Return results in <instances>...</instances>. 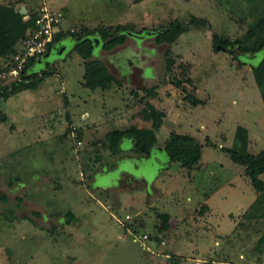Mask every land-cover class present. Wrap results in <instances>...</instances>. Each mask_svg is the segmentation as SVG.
<instances>
[{
  "label": "rangeland",
  "instance_id": "1",
  "mask_svg": "<svg viewBox=\"0 0 264 264\" xmlns=\"http://www.w3.org/2000/svg\"><path fill=\"white\" fill-rule=\"evenodd\" d=\"M43 4L63 15L61 41L100 31L108 38L93 36L97 43L89 57L83 56L86 45L65 43L62 56L30 67L35 77L24 86L7 75L15 55L0 58V264H264V252L257 249L264 235V191L256 192L245 168L225 153L243 149L258 156L264 150V34L259 31L264 0L0 3L23 17ZM176 29L181 33L172 42L156 41L158 33ZM120 35L123 44L102 48ZM215 36L228 46L215 45ZM92 61L103 63L111 79L107 87L87 86L85 64ZM38 81L35 90L23 89ZM16 90L21 91L12 95ZM192 99L201 104L194 106ZM85 112L89 118L83 120ZM99 124L104 126L92 137L96 142L88 135L83 140V129ZM154 124L159 130L147 156L135 147L130 129L154 131ZM115 130L128 131L119 151L104 140ZM171 133L201 145V159L192 169L163 156ZM115 156L132 176L110 174L96 183L111 186L112 195L120 192L121 207L112 211L107 209L112 201L100 204L97 199L104 196L90 188L92 179L116 166ZM126 159H134L136 167ZM63 167L67 180L55 190ZM259 178L264 183V175ZM160 190L166 194L157 199ZM69 212L79 227L67 219ZM158 212L181 221L177 233L173 226L168 232V221L167 231L160 232L164 222ZM123 235L128 237L118 239Z\"/></svg>",
  "mask_w": 264,
  "mask_h": 264
},
{
  "label": "trees",
  "instance_id": "2",
  "mask_svg": "<svg viewBox=\"0 0 264 264\" xmlns=\"http://www.w3.org/2000/svg\"><path fill=\"white\" fill-rule=\"evenodd\" d=\"M34 18L35 12L29 15V19L27 21H24V17L20 13L15 12L13 8L0 5V58L6 56L8 53L15 55L18 52V48L20 47V40L24 37L27 29L32 25ZM118 30H120V28H118ZM259 31L264 34V23L260 25ZM180 33L181 31L179 29H176L175 33L170 30H163V32L158 33L155 38L158 43L172 42L173 39L176 38ZM96 34L100 38V40L108 38L107 32L100 31L99 33H91L85 38H77L76 40L70 37V40L74 43L80 42V45H86L87 51L83 56L89 57L92 54L93 49H95L94 40L92 39V37ZM62 36L63 34L61 33H58L54 36V45L62 42ZM124 39V35H120L119 37L115 38H109V40L102 46V48L104 50H111L112 48L123 44ZM214 41L215 45L220 44L224 47L228 46V42L221 40V38L218 36L214 37ZM240 47L243 48L241 44ZM51 49L52 47H50L48 50ZM259 55L262 56V53ZM37 62L38 60H31L27 64L25 71L21 75V81L17 82V85L24 86L28 80L35 77V74L30 67L36 66ZM169 65H171V63ZM27 69L28 72H26ZM84 78L87 81V86L91 89H95L98 87L105 88L111 82V79L107 75V71L103 63L100 61H92L85 64ZM39 82L40 81H38V83L34 84L31 87L25 86V88L23 89H36ZM256 82L260 87L261 82L258 77L256 78ZM21 90L14 91L12 95L17 94ZM9 96L10 95L7 93H4L3 95L4 99H8ZM192 104L194 106H197L198 104H201V102L197 99H192ZM130 130H132L131 132H133L136 139L135 147L143 149L144 151H146L147 156H149L156 141L155 131L159 130L157 124H154V131L152 129L141 133L138 132L135 128H131ZM127 134L128 131L118 130L107 134L106 139L110 149L113 151L121 150V146L123 145L124 140H126ZM225 153L229 156L230 160L234 164L240 165L241 167L245 168V175L249 178L253 189L258 193L263 192L264 183L262 180H260L259 176L264 175V150H262L258 156H253L245 152V150L243 149H226ZM162 154L163 156H165L168 163H178L182 168L192 169L199 163L202 155V149L201 145L193 137L171 133L168 140L165 142ZM2 200L5 201V198L2 197ZM159 218L164 222V226L162 227V229H160V232L167 231V221L169 218L168 215L161 214L159 215ZM257 249L260 253L264 252V235L259 239Z\"/></svg>",
  "mask_w": 264,
  "mask_h": 264
},
{
  "label": "built area",
  "instance_id": "3",
  "mask_svg": "<svg viewBox=\"0 0 264 264\" xmlns=\"http://www.w3.org/2000/svg\"><path fill=\"white\" fill-rule=\"evenodd\" d=\"M28 19L29 16L24 17V21ZM63 19L61 12L51 11L44 4L35 10L33 23L20 40V48L14 56L15 65L9 68L8 76L12 77L14 81L20 82L27 64L31 60H39L49 51L50 47L53 49L56 46L54 45V36L60 32L59 28ZM71 138L76 139L74 132L71 133ZM125 219L128 220L129 216H126ZM141 238L147 240L148 236L143 235Z\"/></svg>",
  "mask_w": 264,
  "mask_h": 264
},
{
  "label": "crops",
  "instance_id": "4",
  "mask_svg": "<svg viewBox=\"0 0 264 264\" xmlns=\"http://www.w3.org/2000/svg\"><path fill=\"white\" fill-rule=\"evenodd\" d=\"M2 1H4V0H0V3L2 2ZM124 65H128V63H124ZM145 76V75H144ZM146 78V77H145ZM39 87V86H38ZM33 90H35V89H33ZM15 95V94H14ZM81 118L83 119V120H86V119H88L89 118V114L87 113V112H85V113H83L82 115H81ZM103 121V120H102ZM103 127L104 125H101V124H99L98 126L96 125V126H89V125H87L86 127H85V129H83V131H82V134H83V136H82V138H83V140H84V137H86V135H88V141H90V142H92L91 144H93L94 142H96V140H94V138L92 139V137H94V136H97V135H99L98 133H99V129H100V127ZM76 129V128H75ZM101 130H104V129H101ZM118 131H120V130H118ZM72 133V132H71ZM75 134V133H74ZM92 134V135H91ZM108 133H106L105 135H104V137L107 135ZM106 138V137H105ZM104 138V140L107 142V139H105ZM83 140H82V142H83ZM93 140H94V142H93ZM88 144L90 145V143L88 142ZM80 145H82V143L80 142ZM79 146V145H78ZM91 149V148H90ZM90 149H86V150H90ZM110 149V148H109ZM111 150V149H110ZM113 151V150H112ZM75 155H76V153H75ZM77 156V155H76ZM114 158H117V156H115V157H112V160L114 159ZM147 159H149V158H147ZM77 160V159H76ZM115 160V159H114ZM118 159H116L115 160V162H116V166L114 167V168H112V169H107L106 171H104L103 173H100L99 175H97L94 179H92L93 181H94V183H93V188L95 187V189H93L92 187L90 188V189H92L91 191L93 192V193H97V194H102L104 197H102V196H100L99 198H100V201L97 199V201L101 204V203H103V201L105 202V201H107V200H110V201H112L111 203H112V205H111V207L110 208H107L106 207V205H104L105 207L104 208H107L108 210H112V211H117L120 207H121V203L118 201V193H120V192H116L115 193V195H112V193L110 192L111 190H112V187L111 186H109V185H107V184H102V185H97L96 186V183L98 184V180L100 179V178H103V180H105V179H107L108 178V176L110 177V174H118L119 176H120V173H122V172H124L123 171V169H121L120 168V164L122 163V161H120V160H118ZM127 161H125V162H131L132 163V165L133 166H135V160L134 159H126ZM134 162V163H133ZM136 167V166H135ZM63 168H65V167H63ZM67 171V167L65 168V169H63V172L61 173V180H57L58 181V183H56L55 184V186H54V188H53V186H50V187H52L53 189H60V184L61 183H64L65 182V179L67 180V174L65 173ZM125 173V172H124ZM168 173V171L166 170V171H164L163 172V174L164 175H166ZM123 176H127V177H131L132 175H130L129 173H125ZM78 177H79V179L82 177V173L80 172L79 173V175H78ZM51 179L52 178H49V181H51ZM109 180H110V178H109ZM128 180H131L130 178H128ZM55 181H56V179H55ZM112 181V180H111ZM156 181L157 180H153L152 182H151V184H152V186H153V188H154V184H156ZM79 182H81V179L79 180ZM103 182V181H102ZM101 183V182H100ZM109 184V183H108ZM81 187L83 188V186L81 185ZM163 187H165V185H164V183H163ZM84 189V191L86 192V194H88L89 193V195H90V192H88L85 188H83ZM95 191V192H94ZM125 191V190H124ZM129 191H131V189L129 190ZM189 191H190V189H189ZM187 193V192H186ZM150 194V193H149ZM165 194H166V192L164 191V190H160L159 191V193H158V195H157V199H162L164 196H165ZM188 194H190V192L188 193ZM148 195V194H147ZM189 196V195H188ZM205 197H207V195H205ZM157 199H155V200H153L152 201V206H153V203H154V201H156ZM187 199L189 200L190 199V197H187ZM102 200V201H101ZM149 205H151L150 203H148L147 204V206L148 207H151V206H149ZM112 206H113V208H112ZM204 206H206V204H204ZM103 207V206H102ZM179 210H180V212H182L183 211V209L180 207V208H178ZM135 210V209H134ZM157 210V209H156ZM136 211V210H135ZM154 212H157V211H154ZM159 213V212H158ZM136 214H138V211H137V213ZM161 214H165V215H168V225H169V230H168V232L169 231H172V226L174 227V229L176 228L177 229V227H178V225H180V223H181V221L180 222H174L175 220L173 219V217L168 213V212H164V213H159V215H161ZM158 215V216H159ZM67 219H71V220H75V221H77V216L74 214V213H72V212H69L68 214H67ZM110 216H111V218L115 221V223L118 225V226H120L121 227V225L117 222V220L118 219H116L115 218V216H113V214L111 213L110 214ZM126 216H129V217H131L129 214H126L125 215V217ZM58 218H61L60 216H58ZM125 219V218H124ZM130 219V218H129ZM62 220V219H61ZM67 223V222H66ZM70 223V222H69ZM75 223V225L77 226V227H79V225H80V223H78V221L77 222H74ZM184 224V223H183ZM145 226V224L144 223H141L140 224V228L139 229H141V228H143ZM76 230H77V228H76ZM76 230H72L71 232H72V234H74V232H76ZM167 232V233H168ZM176 233L178 232V229L175 231ZM128 236H126V235H123V236H118V239H126ZM156 238H154L155 240L156 239H158V237L157 236H155ZM132 241L133 242H138V240H136V239H132ZM159 241V240H158ZM139 243V242H138ZM144 244H146L145 243V241L143 242ZM141 245V244H140ZM152 245H154V247H157L158 246V242L157 241H155L154 243H152ZM145 246H147V245H145ZM144 246V247H145ZM142 245H141V248H143V250L146 252V253H148V254H152V252L150 253L147 249L148 248H144ZM195 261H198L197 259L195 260ZM199 262V261H198ZM197 262V263H198Z\"/></svg>",
  "mask_w": 264,
  "mask_h": 264
},
{
  "label": "water",
  "instance_id": "5",
  "mask_svg": "<svg viewBox=\"0 0 264 264\" xmlns=\"http://www.w3.org/2000/svg\"><path fill=\"white\" fill-rule=\"evenodd\" d=\"M151 33H147V35H150ZM134 37H137V36H134ZM138 38H141V37H138ZM94 43L96 44L97 43V40L95 39L94 40ZM66 51V44L60 42L58 43L55 47H53L52 51L44 56H42L39 60H38V64H42L46 61H48L51 56H62L63 53Z\"/></svg>",
  "mask_w": 264,
  "mask_h": 264
},
{
  "label": "flooded vegetation",
  "instance_id": "6",
  "mask_svg": "<svg viewBox=\"0 0 264 264\" xmlns=\"http://www.w3.org/2000/svg\"><path fill=\"white\" fill-rule=\"evenodd\" d=\"M69 42H71V40H68V41H62V43H64V44H65V43H67V44H68ZM67 44H66V45H67ZM51 51H52V49H51V50H49V51H48L46 54L50 53ZM46 54H45V55H46ZM54 57H55V56H51V58H50L49 60H51V59H52V58H54ZM49 60H48V61H49ZM48 61H46V62H44V63L40 64L39 66H42V65H44V64H45V63H47ZM37 64H38V63H37Z\"/></svg>",
  "mask_w": 264,
  "mask_h": 264
}]
</instances>
